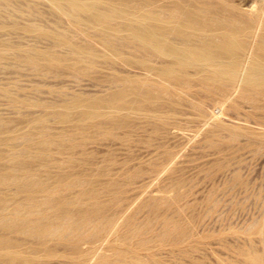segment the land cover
Here are the masks:
<instances>
[{
  "label": "bare ground",
  "instance_id": "bare-ground-1",
  "mask_svg": "<svg viewBox=\"0 0 264 264\" xmlns=\"http://www.w3.org/2000/svg\"><path fill=\"white\" fill-rule=\"evenodd\" d=\"M51 1L76 23L98 28L109 49L137 70L126 75L112 74L108 80L114 88L107 95H77L69 101L45 104V115H55L62 121L89 119L93 125L110 117L113 129L133 128L135 119L143 116L160 124L158 134L163 139L184 137L182 131H176L179 124L195 122L198 127L185 136V143L195 140L201 131L203 144L218 153H224L227 146L216 137L222 133L227 134L228 141L244 137L245 143L232 147V156L218 159L208 169L210 177H222L223 183L213 184L194 201L188 199L190 188L179 190L188 181L181 176L170 177L168 186L175 193L179 210L148 188L177 162L180 149L165 146L151 160L149 174L132 196L125 197L121 182L110 178L96 198L89 200L92 185L83 176L64 179L33 167L39 155H33V135L25 134L22 148L8 155L0 152V160L11 163L0 168V184L14 185L20 194L13 205L0 192V262L18 260L22 264L42 255H58L80 264L89 261L95 250L82 249L84 240L99 238L95 248L108 241L112 250L111 255L98 258L101 264H165L158 258L161 250L181 254L186 252L189 240L196 247L212 239L222 241L228 227L223 224L224 229L214 234L204 229L203 218L219 212V196L227 188L237 184L247 189L249 179L241 173L247 162L237 152L243 148L260 152L264 148V7L254 11V5L249 3L247 9H242L229 0ZM26 29L33 31L31 27ZM44 58L62 60L50 53H45ZM40 59L26 57L31 64H40ZM229 101L234 113L244 105L250 108L244 117L253 124L221 114L222 106ZM181 105L190 112L183 111ZM30 125L33 128V118ZM163 142L159 144L163 146ZM145 172L142 167L125 169L120 176L133 181ZM73 186L82 187L78 196L60 195L63 189ZM102 192L111 197L99 200ZM199 207L203 213H197ZM142 211L146 214L139 218L137 214ZM181 211H187L192 222L203 229L194 233L182 219ZM15 233L52 244L45 247L43 254H36L26 242L15 239ZM57 245L61 246L59 250L54 249Z\"/></svg>",
  "mask_w": 264,
  "mask_h": 264
},
{
  "label": "rangeland",
  "instance_id": "rangeland-1",
  "mask_svg": "<svg viewBox=\"0 0 264 264\" xmlns=\"http://www.w3.org/2000/svg\"><path fill=\"white\" fill-rule=\"evenodd\" d=\"M229 1L242 9H247L249 3L254 5V11L264 7V0ZM27 27L33 28V31L27 30ZM260 31L261 25L258 32ZM45 53L62 60L45 59ZM28 55L40 57V64L29 63L26 60ZM132 70L137 69L131 68L124 58L117 57L109 49L98 28L76 23L67 11L60 10L51 0L0 1V152L8 155L13 149L22 148L23 135L31 133L33 155H39V160H33V167L39 168L43 174L48 170L55 177L62 175L64 179L83 176L84 181L92 185V191L87 195L89 200L96 198L110 178H117L121 182L125 188V197L132 196L149 174L151 160L157 158L165 146L180 149L178 160L149 186L151 193L159 192L176 209L181 210L175 201L174 191L168 186L171 176H181L188 181L179 190L190 188L189 201L202 197L213 184H222V177L213 179L207 171L218 159L226 160L232 156V147L245 143L244 137L228 141L226 133L216 136L218 141L227 145H223L226 147L224 153H218L213 147L203 144L204 131L192 142L185 143V136L194 133L198 127L195 122L179 124L176 131H182L184 137L175 135L163 139L158 134L160 124L143 116L135 119L133 128L113 129L110 117L99 119L101 123L93 125L89 119L62 121L55 115H45V104L48 103L69 101L77 95H107L114 88L109 77L112 74L126 75L132 73ZM181 108L187 114L190 112L185 105H181ZM249 110L244 105L240 112L234 113L229 101L222 106L221 114L250 124L252 121H247L244 117ZM31 118L33 128L30 125ZM187 125L191 127L188 129ZM2 139L9 141L3 143ZM163 140L164 147L159 144ZM236 155L244 157L247 162L241 170L249 179L247 189L238 187L237 184L227 188L219 196V212L215 216L203 218L204 229H209L214 234L224 229L223 224L228 227L223 240L212 239L200 247L189 240L185 246L186 252L181 254L161 250L158 258L162 263L264 264V148L260 152L243 148ZM43 162L45 167L42 166ZM10 165L8 161L0 160V168ZM140 167L146 172L136 176L133 181L120 176L125 169L132 171ZM81 189V186H73L63 189L60 195L65 198L78 196ZM0 192L6 194L13 205L20 198L14 185L0 184ZM110 197V194L102 192L98 199L104 202ZM72 208L74 206L70 207ZM196 211L203 213L204 209L199 207ZM145 214L142 211L137 215L142 218ZM181 216L194 233L203 229L192 222L187 211H181ZM13 235L15 239L26 242L28 249L36 254H43L45 247L52 244L38 243L33 237L20 233ZM97 239L99 238L84 240L82 249L92 247L95 250L88 257L89 261L80 264H101L97 261L101 255L112 254L108 241L95 248L100 242ZM60 248L57 245L54 249ZM0 264L21 263L12 260ZM22 264L77 263L58 255H42Z\"/></svg>",
  "mask_w": 264,
  "mask_h": 264
}]
</instances>
